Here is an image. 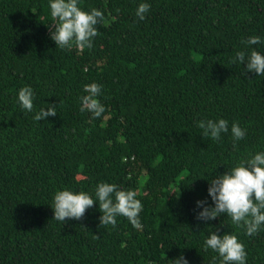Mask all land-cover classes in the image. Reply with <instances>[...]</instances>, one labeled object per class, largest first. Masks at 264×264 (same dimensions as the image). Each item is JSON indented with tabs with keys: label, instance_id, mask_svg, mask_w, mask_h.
<instances>
[{
	"label": "trees",
	"instance_id": "1",
	"mask_svg": "<svg viewBox=\"0 0 264 264\" xmlns=\"http://www.w3.org/2000/svg\"><path fill=\"white\" fill-rule=\"evenodd\" d=\"M50 2L0 0V264H219L205 250L217 229L237 236L245 264H264V224L249 236L226 214L196 218L198 200L213 204L209 180L264 152V75L233 63L264 54L247 43L264 41V0H78L106 21L82 51L50 38ZM92 83L99 118L81 111ZM25 86L31 112L18 102ZM49 104L57 114L35 120ZM221 118L228 132L204 136L199 121ZM102 182L136 191L139 228L123 216L100 228L98 201L82 219L53 218L58 191L95 198Z\"/></svg>",
	"mask_w": 264,
	"mask_h": 264
},
{
	"label": "clouds",
	"instance_id": "2",
	"mask_svg": "<svg viewBox=\"0 0 264 264\" xmlns=\"http://www.w3.org/2000/svg\"><path fill=\"white\" fill-rule=\"evenodd\" d=\"M150 4L140 3L136 16L143 20L149 11ZM50 10L54 29L50 32V38L56 46L72 49L75 47L82 51L85 47H92V39L98 35L97 25L106 23L102 11L93 8L91 11L82 10L78 6V0H51ZM249 45L264 43L259 36L249 37ZM246 62V70L256 75H264V54L252 50L250 54L243 51L236 53L233 63ZM87 95L81 97V111H89L94 118H99L104 112V105L97 99L101 93V86L92 83L84 86ZM34 93L30 86L22 87L18 91L20 106L31 112L34 104ZM57 104H49L47 108H41L34 119L44 120L49 116H55ZM198 127L203 130L204 136H210L213 140H219L221 133L228 132V121L201 120ZM234 140L244 137L245 131L234 122L231 126ZM208 194L213 202L208 205L206 201L198 200L197 206L202 210L196 214L197 220L211 221L222 214L231 217L234 224L243 226L246 235H255L264 224V152L256 153L247 160H241L239 164L230 170L216 175L209 180ZM134 190H124L115 184L100 183L95 190V198L86 192L73 193L70 190L58 191L54 197L53 218L66 222L67 219H82L86 209L93 207L94 202H99V227L107 225L115 227L117 216L126 217L136 228H139V213L142 211V203L136 198ZM218 229L210 231L205 240V250L212 249L221 258L219 264H245L246 251L244 245L238 241L234 234H218ZM98 237V236H97ZM216 259L215 257L213 258ZM172 264H188L187 259L181 254L171 260Z\"/></svg>",
	"mask_w": 264,
	"mask_h": 264
}]
</instances>
